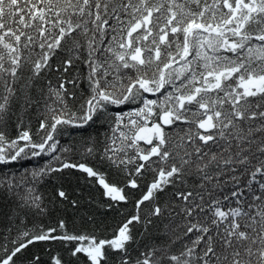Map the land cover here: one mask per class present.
Segmentation results:
<instances>
[{
	"label": "snow or ice",
	"instance_id": "6c2138e0",
	"mask_svg": "<svg viewBox=\"0 0 264 264\" xmlns=\"http://www.w3.org/2000/svg\"><path fill=\"white\" fill-rule=\"evenodd\" d=\"M77 62L90 89L79 114L69 108L74 93L66 86L78 82L66 76ZM53 72L56 85L47 79ZM36 90L47 110L39 131H47L39 142L28 130L12 140L0 131V165L51 156L60 125L83 128L113 116V107L142 103L114 114L113 133L130 126L131 134L119 131L120 146L106 147L102 158L129 176L125 187L139 188L133 176H153L135 202L137 214L111 238L69 232L63 220L15 236L9 228L0 238V264H17L29 246L48 241L70 244L75 264H264V0H0V123L14 105L27 111L38 103ZM132 116L143 123L124 124ZM154 116L158 122L150 121ZM179 125L187 126L183 134L166 135L165 126ZM53 160L59 167L49 163L32 179L77 169L95 178L110 201L128 202L124 188L103 173ZM19 186L14 178L0 180L9 193ZM56 195L68 198L63 190ZM19 200L20 208L47 211L34 188ZM145 202L148 217L173 222L133 255L130 225L152 223L139 214ZM28 264H41V257H28ZM50 264L65 261L54 255Z\"/></svg>",
	"mask_w": 264,
	"mask_h": 264
},
{
	"label": "trees",
	"instance_id": "16d2710c",
	"mask_svg": "<svg viewBox=\"0 0 264 264\" xmlns=\"http://www.w3.org/2000/svg\"><path fill=\"white\" fill-rule=\"evenodd\" d=\"M78 72L79 75H77ZM85 74L86 69L78 62L66 74L67 77H76L78 81L76 85H66L74 93L73 98L68 100L69 108L77 114H79L80 105L90 95L88 82L84 79ZM47 79H51L53 85H56L57 74L55 72L50 73ZM33 96L38 103H34L27 111L18 104L14 105L13 110L9 113V118L0 123V131L4 132L7 139H16L23 130H28L37 142L45 135L47 129L39 131V123L47 115V110L44 107L45 98L38 90L34 91ZM145 96L148 99L160 98L159 94L158 96L145 94ZM48 103H52V101L48 100ZM142 106V103L126 104L119 109L111 108V112L113 116L116 112H135ZM113 116H109L107 119H97L96 122L89 123L83 128L60 125L54 134V138L58 142L57 150L51 156L41 154L36 157L18 159L7 165H0V180L5 178L12 180L14 178L15 181L20 182V186L12 193L0 189V238L9 234L7 231L9 228L12 236H15L18 230L23 231L25 228L35 233L41 229L47 230L48 228L57 227L58 222L61 220L65 222L69 232L90 233L100 238H111L121 223L137 214L135 202L141 196L142 190H145L151 182L153 174L149 171L142 176H133L132 178L137 179L139 188L131 189L125 187L129 176L102 158L106 147L120 146L119 131L131 134L130 126L121 128L114 134L112 131L115 126ZM130 119H137L143 123L140 118L132 116L125 117L124 124H128ZM149 119L150 121L157 120V117L154 116ZM48 122L51 123L50 120ZM186 127V125L165 126V133L166 135L175 136L176 132L180 131L183 134L182 130ZM113 139H116L115 144H112ZM140 146L143 148L149 147L142 143H140ZM86 147H93L94 153L88 155L85 152ZM64 148H69L71 151L64 152L62 151ZM127 152L128 155L134 154L133 149H127ZM121 155L123 154L121 153ZM55 156H59L61 160L84 163L103 173L107 182L124 188L125 194L128 195V202L115 203L110 201L103 195L104 190L95 178H89L77 169L52 172L38 180H33L31 173L38 172L49 163L52 166L59 167V163L53 160ZM27 188H34L35 192L42 196L44 206L47 209L45 214L39 215L31 210L19 207V197L26 194ZM58 190L65 191L68 198L66 200L59 199L56 195ZM160 202L158 201V203ZM148 204L149 202H145V205L141 206L139 214L142 219H151L152 223L147 225L134 223L130 225L135 241L130 245L133 255H135V250L144 244H151L157 238H163L166 225L173 222L168 215L163 218L148 217ZM108 205H111V207H108ZM145 228H147V231ZM69 247H71L70 244L66 245L60 241L37 242L24 251L17 260V264H28V257L33 255L41 257V264H50V257L54 255L62 256L65 264H68L69 261L75 264V258H72L68 252ZM84 264H86V261Z\"/></svg>",
	"mask_w": 264,
	"mask_h": 264
},
{
	"label": "water",
	"instance_id": "95a60500",
	"mask_svg": "<svg viewBox=\"0 0 264 264\" xmlns=\"http://www.w3.org/2000/svg\"><path fill=\"white\" fill-rule=\"evenodd\" d=\"M148 127H151V124H148ZM142 144H144L143 142H141ZM144 145H146V144H144ZM147 146V145H146Z\"/></svg>",
	"mask_w": 264,
	"mask_h": 264
},
{
	"label": "rangeland",
	"instance_id": "374dc122",
	"mask_svg": "<svg viewBox=\"0 0 264 264\" xmlns=\"http://www.w3.org/2000/svg\"><path fill=\"white\" fill-rule=\"evenodd\" d=\"M136 118H138V117H136Z\"/></svg>",
	"mask_w": 264,
	"mask_h": 264
}]
</instances>
